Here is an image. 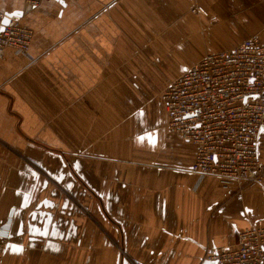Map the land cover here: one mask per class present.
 I'll return each mask as SVG.
<instances>
[{
    "label": "crops",
    "instance_id": "0c3cea01",
    "mask_svg": "<svg viewBox=\"0 0 264 264\" xmlns=\"http://www.w3.org/2000/svg\"><path fill=\"white\" fill-rule=\"evenodd\" d=\"M23 5L0 0L33 31L27 57L0 58V264H201L264 225V180L192 173L195 148L160 97L205 54L264 42V0Z\"/></svg>",
    "mask_w": 264,
    "mask_h": 264
},
{
    "label": "built area",
    "instance_id": "2783aa9c",
    "mask_svg": "<svg viewBox=\"0 0 264 264\" xmlns=\"http://www.w3.org/2000/svg\"><path fill=\"white\" fill-rule=\"evenodd\" d=\"M43 1L24 0L22 15ZM32 35L20 15L0 12V58L8 48L27 57ZM160 97L168 129L195 148L192 173L202 180L215 177L224 188L263 183L259 138L264 130V42L257 34L205 54L170 81ZM3 248L0 238V261ZM205 262L264 264L261 220L239 230L234 247L206 249L201 264Z\"/></svg>",
    "mask_w": 264,
    "mask_h": 264
},
{
    "label": "water",
    "instance_id": "95a60500",
    "mask_svg": "<svg viewBox=\"0 0 264 264\" xmlns=\"http://www.w3.org/2000/svg\"><path fill=\"white\" fill-rule=\"evenodd\" d=\"M62 3H64L65 1L60 0ZM11 216H12V211H10L9 215H8V219L6 220V222L0 226V236L5 237L7 236V231L10 227V223H11ZM204 264H212L209 262H205Z\"/></svg>",
    "mask_w": 264,
    "mask_h": 264
},
{
    "label": "rangeland",
    "instance_id": "374dc122",
    "mask_svg": "<svg viewBox=\"0 0 264 264\" xmlns=\"http://www.w3.org/2000/svg\"><path fill=\"white\" fill-rule=\"evenodd\" d=\"M197 7V6H196ZM196 7H193L192 9H191V11H193V12H198V13H200V14H203V15H207V13H206V11H205V9L204 8H202L204 11L201 13V12H199L197 9H196Z\"/></svg>",
    "mask_w": 264,
    "mask_h": 264
}]
</instances>
